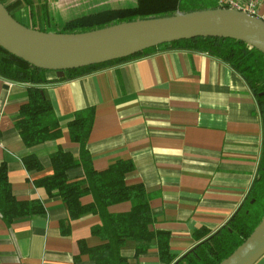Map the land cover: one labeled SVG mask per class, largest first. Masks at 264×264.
Segmentation results:
<instances>
[{
	"label": "crops",
	"instance_id": "0c3cea01",
	"mask_svg": "<svg viewBox=\"0 0 264 264\" xmlns=\"http://www.w3.org/2000/svg\"><path fill=\"white\" fill-rule=\"evenodd\" d=\"M22 24L66 21L110 9L135 7L138 0H5ZM126 3H133L126 5ZM32 9V11H31ZM264 15V0L258 4ZM49 79L61 71H48ZM49 99L61 134L26 147L14 121L27 101L28 83L0 76V163L5 162L17 201L38 199L44 214L16 220L9 227L0 217V264H94L81 254L79 242L94 248L104 242L92 234L101 225L98 215L69 220L59 197H49L34 182L53 173L50 154L61 147L75 156L79 145L70 139L68 122L75 112L93 109L87 139L93 169L106 170L116 160H131L128 186L142 185L150 196L153 232L169 234L170 252L181 257L197 241L193 232H214L239 208L256 176L262 147V123L256 98L246 81L224 61L187 49H158L115 62L91 73L38 85ZM35 154L40 171L27 172L22 157ZM83 170L68 172L71 181ZM90 195L82 205L92 203ZM130 203L108 208L126 213ZM69 228L63 234L61 223ZM128 240L121 255L129 263L163 264L158 250L134 257ZM264 264V254L254 263Z\"/></svg>",
	"mask_w": 264,
	"mask_h": 264
},
{
	"label": "trees",
	"instance_id": "16d2710c",
	"mask_svg": "<svg viewBox=\"0 0 264 264\" xmlns=\"http://www.w3.org/2000/svg\"><path fill=\"white\" fill-rule=\"evenodd\" d=\"M0 1L12 14L5 0ZM214 7L218 5L216 2L211 3L210 0H138L135 7L110 9L51 23L49 10L44 6L41 10V21L38 23L34 21L29 27L54 32H84L122 21L165 17L178 12ZM46 26H54V30H47ZM158 49L207 52L227 63L246 81L256 98L262 123V147L257 173L243 202L228 221L214 232L203 227L195 230L193 237L197 244L181 257H177L170 252L169 234L149 229L153 224V217L149 208L150 196L144 187L128 186L125 183L126 175L134 169L133 162L120 159L111 163L104 171H95L87 149L93 109L75 112L68 122V131L70 139L79 145L78 156L57 147L50 154L52 175L35 181L34 185L49 197H59L67 208L69 220H77L88 214L99 216L101 225L93 228L92 234L104 243L88 248L84 242H79L80 253L88 255L94 264H132L121 255V248L128 240L135 243V258L155 246L159 260L163 264H219L251 235L264 217V54L241 40L197 36L162 43L107 62L65 69L61 77L49 79L46 73L52 70L38 68L0 46V76L29 84L27 101L20 106L18 117L14 121L15 128L26 147L56 139L61 134L52 104L38 85L79 77L109 64L136 58ZM22 162L27 172L42 169V164L35 154L24 155ZM76 168L83 170V178L71 181L68 172ZM87 195L92 196L93 201L82 205L80 200ZM123 202L130 203L128 212L121 214L108 212L110 206ZM44 211L43 204L38 199L29 201L15 199L6 163L1 162L0 217L5 225L9 227L16 220L42 215ZM61 229L63 234L69 233V228L64 222L61 223Z\"/></svg>",
	"mask_w": 264,
	"mask_h": 264
},
{
	"label": "water",
	"instance_id": "95a60500",
	"mask_svg": "<svg viewBox=\"0 0 264 264\" xmlns=\"http://www.w3.org/2000/svg\"><path fill=\"white\" fill-rule=\"evenodd\" d=\"M227 37L264 54V20L245 11L214 7L165 17L122 21L84 32H54L19 22L0 1V46L47 70L102 63L180 39ZM264 254V217L251 235L219 264H254Z\"/></svg>",
	"mask_w": 264,
	"mask_h": 264
},
{
	"label": "built area",
	"instance_id": "2783aa9c",
	"mask_svg": "<svg viewBox=\"0 0 264 264\" xmlns=\"http://www.w3.org/2000/svg\"><path fill=\"white\" fill-rule=\"evenodd\" d=\"M218 7L232 8L245 11L249 14L260 17L264 20V15H258V4L260 0H215Z\"/></svg>",
	"mask_w": 264,
	"mask_h": 264
},
{
	"label": "rangeland",
	"instance_id": "374dc122",
	"mask_svg": "<svg viewBox=\"0 0 264 264\" xmlns=\"http://www.w3.org/2000/svg\"><path fill=\"white\" fill-rule=\"evenodd\" d=\"M210 2H211V3H215L216 1H215V0H210ZM132 4H133V3H126V5H132ZM55 21H56V20L54 19V21H52V22L55 23ZM57 22L59 23V22H61V21H57ZM31 24H32V23H31ZM31 24H30V23L27 24L28 27L31 26ZM36 27H37V25H36ZM46 29H47V30H54V26H46Z\"/></svg>",
	"mask_w": 264,
	"mask_h": 264
}]
</instances>
